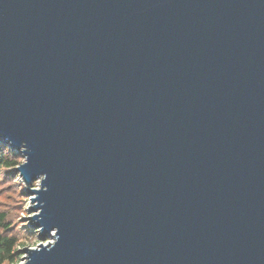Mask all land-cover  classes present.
<instances>
[{"label":"water","instance_id":"95a60500","mask_svg":"<svg viewBox=\"0 0 264 264\" xmlns=\"http://www.w3.org/2000/svg\"><path fill=\"white\" fill-rule=\"evenodd\" d=\"M0 141L18 264H264V0H0Z\"/></svg>","mask_w":264,"mask_h":264},{"label":"rangeland","instance_id":"374dc122","mask_svg":"<svg viewBox=\"0 0 264 264\" xmlns=\"http://www.w3.org/2000/svg\"><path fill=\"white\" fill-rule=\"evenodd\" d=\"M3 155L7 159H14L16 164L12 167L0 166V231L7 236H11L15 241L14 256L15 260L4 262L3 264H18L24 261L25 253L21 250L25 247H35L39 242L46 243L52 238L47 236L41 239L38 227L29 222L27 215L36 213L30 204V198L35 195L26 188V183L19 176L15 167L24 160L21 153L8 143L0 141ZM39 178L32 180L27 184L28 188L39 187Z\"/></svg>","mask_w":264,"mask_h":264},{"label":"trees","instance_id":"16d2710c","mask_svg":"<svg viewBox=\"0 0 264 264\" xmlns=\"http://www.w3.org/2000/svg\"><path fill=\"white\" fill-rule=\"evenodd\" d=\"M14 164H16L14 159H7L6 156L3 155L2 146L0 144V166L12 167ZM15 241L16 239L11 236H7L0 231V264H3L4 262L12 263L15 260Z\"/></svg>","mask_w":264,"mask_h":264}]
</instances>
